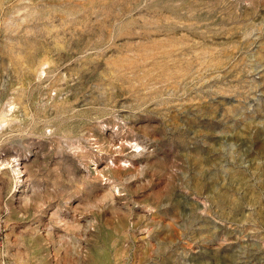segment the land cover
<instances>
[{
    "label": "rangeland",
    "instance_id": "rangeland-1",
    "mask_svg": "<svg viewBox=\"0 0 264 264\" xmlns=\"http://www.w3.org/2000/svg\"><path fill=\"white\" fill-rule=\"evenodd\" d=\"M0 264H264V0H0Z\"/></svg>",
    "mask_w": 264,
    "mask_h": 264
},
{
    "label": "bare ground",
    "instance_id": "bare-ground-1",
    "mask_svg": "<svg viewBox=\"0 0 264 264\" xmlns=\"http://www.w3.org/2000/svg\"><path fill=\"white\" fill-rule=\"evenodd\" d=\"M112 75V74H111ZM112 77V76H111Z\"/></svg>",
    "mask_w": 264,
    "mask_h": 264
}]
</instances>
